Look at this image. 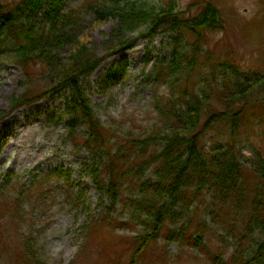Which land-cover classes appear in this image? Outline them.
I'll return each instance as SVG.
<instances>
[{"label": "rangeland", "instance_id": "1", "mask_svg": "<svg viewBox=\"0 0 264 264\" xmlns=\"http://www.w3.org/2000/svg\"><path fill=\"white\" fill-rule=\"evenodd\" d=\"M83 1L65 0L62 12L75 10L67 27L73 30L76 22L83 26L80 32L85 35V42L89 40L88 48L102 58L100 65L81 79V85L102 126L116 134L121 147H130L129 139L146 134L156 123L158 98L165 101L171 92L201 95L207 91L208 110L222 111L226 109L225 96L237 81L264 76V0H177L179 10L187 16L200 12L206 2H213L221 11L224 28L201 37L186 32L177 40L174 32L144 37L139 33L126 34L123 40L129 41L122 46L113 36L117 21L93 22L95 8L82 9ZM75 40L62 44L64 60L70 58ZM174 55L185 58L180 64L181 73L157 81V67L170 72L168 64ZM30 71L27 77L13 58L0 60V114H8L0 120V189L1 180L13 175L7 194L9 205L0 208V264H33L22 257L27 236L35 244L40 264H130L131 238L148 231L146 214L136 205L143 193L142 182H155L153 171L142 170L127 183L121 199L114 204L109 198L99 201L91 177L82 172L89 154L74 141L85 133V128L78 125L71 133L68 118H59L66 111L70 91H47L36 103L13 110V99L26 91L41 94L50 83L56 87L40 64L32 65ZM262 102L249 107L236 136L240 159L246 165L241 189L251 198L257 190L264 189L253 171L255 161L264 159ZM160 126L156 130L159 137L168 132L163 125L160 130ZM229 134L228 124H216L204 144L207 149L224 145ZM147 156L139 157L136 170ZM58 168L72 174L74 187L52 176ZM35 176L47 180L40 190L29 191ZM194 191L192 184L178 195L173 207L182 215L168 222L155 242L157 248L144 259V264H213L215 258L228 263L234 254L239 262H244L256 253L263 236L259 229L249 234L245 230L246 207L239 211L230 207L215 221L209 206H222L220 199L205 193L194 197ZM18 192L22 193V203L15 202ZM76 195L83 196L85 208L73 204L71 199ZM5 198L0 195V202ZM87 220L97 222L84 233ZM170 231H176L175 240L165 239V233ZM189 238L202 240L195 245L194 240L188 243Z\"/></svg>", "mask_w": 264, "mask_h": 264}, {"label": "trees", "instance_id": "2", "mask_svg": "<svg viewBox=\"0 0 264 264\" xmlns=\"http://www.w3.org/2000/svg\"><path fill=\"white\" fill-rule=\"evenodd\" d=\"M64 1L0 0V60L13 58L25 70L27 77L31 74V66L40 64L45 73L50 75L51 82L56 84L54 88L50 83L48 90L41 94L26 91L20 98H14L13 110L36 103L47 95V91H70L66 111L59 118H68L71 133L78 125L85 128V133L80 138L75 137L74 141L89 154L82 165V172L91 177L99 201L109 198L114 204L121 199L127 183L136 179L142 170L151 168L153 171L156 180L154 183L151 180L142 182L143 193L136 205L146 214L147 220L144 223L148 231L131 238L130 264H140L142 261L144 264V259L154 253L157 248L155 242L161 238L165 226L182 215L173 207L178 195L183 194L186 186L192 184L195 186L194 197L205 193L216 200L220 199L222 206L215 203L209 206L215 221L219 220L220 215L227 214L226 209L230 207L233 211L246 207L245 230L249 234L253 229H259L263 236L256 253L247 261L239 262L237 254H234L228 263H220L215 258L213 264H264V189L257 190L253 198L245 195L241 189L245 184L242 181L246 165L240 159L236 141L243 116L249 107L261 101L264 103V76H256L254 79L244 77L237 81L230 89V94L225 96L226 109L222 111L208 110L207 91L201 95L194 92H171L165 101L158 98L155 104L159 110L156 123L146 130V134L129 139L130 147H121L122 142L116 134L102 126L81 85V79L88 77L100 65L102 58L88 48L89 40L85 42V35L80 32L83 26H78L76 22L73 30L67 27L72 23L75 10L62 12ZM90 6L95 8L93 22L106 19L117 21L113 36L122 42L121 46L129 41L123 40L126 34L139 33L144 37L174 32L177 40L186 32L201 37L209 31L224 28L221 11L213 2H206L204 8L193 16H187L186 12L179 10L177 0H84L81 8ZM72 40H75V47L70 58L64 60L61 56L62 44ZM184 61L183 55L179 58L174 55L168 64L170 72H163L157 67L159 72L155 74L156 80L181 73L180 64ZM6 116L8 114H0V120ZM159 124L160 130L162 125L168 130L160 137L156 131ZM216 124H228L230 134L225 138L224 145L207 149L204 139ZM144 154L148 158L139 163V170H136V161ZM253 171L264 187L261 181L264 180V159L255 161ZM51 174L57 180L74 184L72 174L63 168L55 169ZM12 177L8 175L1 180L3 187L0 195L6 198L0 202V208L9 205L10 197L7 194L10 193ZM45 180L46 177L35 176L28 190H40ZM21 200L22 193H19L15 202L22 203ZM71 201L80 204L82 208L86 206L81 195L72 197ZM96 222L87 220L82 231L86 233ZM184 228L182 226L181 229ZM176 234V231H170L164 236L171 241L175 240ZM246 237L244 235V239ZM186 239L187 234H184L183 240ZM193 240L189 238L188 243ZM201 240L195 239L194 244L198 245ZM22 257L27 263L40 264L30 236L24 237Z\"/></svg>", "mask_w": 264, "mask_h": 264}]
</instances>
